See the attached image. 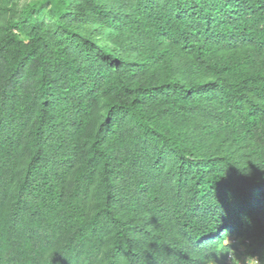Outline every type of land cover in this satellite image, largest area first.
Wrapping results in <instances>:
<instances>
[{"label":"trees","instance_id":"16d2710c","mask_svg":"<svg viewBox=\"0 0 264 264\" xmlns=\"http://www.w3.org/2000/svg\"><path fill=\"white\" fill-rule=\"evenodd\" d=\"M230 250L264 264V0H0V264Z\"/></svg>","mask_w":264,"mask_h":264},{"label":"clouds","instance_id":"9594fccd","mask_svg":"<svg viewBox=\"0 0 264 264\" xmlns=\"http://www.w3.org/2000/svg\"><path fill=\"white\" fill-rule=\"evenodd\" d=\"M236 253H239V252L238 251L236 252V250H230L229 252H227L223 261L226 264H241V263H243V264H261L260 258L258 256H252V255H248V256L241 255V256L245 257V258L243 257L244 261L242 259L243 262H241L240 260H238L236 258Z\"/></svg>","mask_w":264,"mask_h":264},{"label":"rangeland","instance_id":"374dc122","mask_svg":"<svg viewBox=\"0 0 264 264\" xmlns=\"http://www.w3.org/2000/svg\"><path fill=\"white\" fill-rule=\"evenodd\" d=\"M243 257H244V256H241L239 253H236V258H237L238 260H240L241 262L244 261ZM240 258H241V259H240ZM244 258H245V257H244ZM242 259H243V261H242Z\"/></svg>","mask_w":264,"mask_h":264},{"label":"built area","instance_id":"2783aa9c","mask_svg":"<svg viewBox=\"0 0 264 264\" xmlns=\"http://www.w3.org/2000/svg\"><path fill=\"white\" fill-rule=\"evenodd\" d=\"M230 257V256H229Z\"/></svg>","mask_w":264,"mask_h":264}]
</instances>
